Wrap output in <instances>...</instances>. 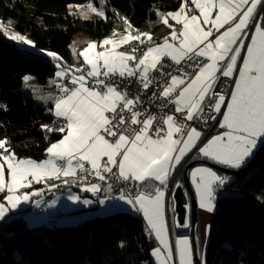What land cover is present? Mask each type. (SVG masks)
<instances>
[{
    "label": "snow or ice",
    "instance_id": "snow-or-ice-1",
    "mask_svg": "<svg viewBox=\"0 0 264 264\" xmlns=\"http://www.w3.org/2000/svg\"><path fill=\"white\" fill-rule=\"evenodd\" d=\"M88 8L106 19L103 10L91 3ZM157 16L171 29L161 42L120 17L125 35L106 38L99 45L89 42L79 51L78 58L83 57L87 67L73 70L60 63L57 53L46 52L57 67L50 83L59 90L47 98L54 104L49 111L63 124L41 127L63 136L50 144L48 158L39 162L18 158L7 138L0 139V193H5L6 202H0V220L10 209L41 195L42 190L23 191L33 181L75 177L78 171L104 181L110 174L135 184L134 195L121 191L117 199L143 214L147 231L159 243L152 252L157 264H174V259L193 264L187 237L176 240L174 252L168 241L164 206L169 178L193 150L214 164L238 170L258 143H264V0H182L175 12ZM0 31L10 40L36 47L3 25ZM117 35L114 31L113 37ZM146 41L148 46L141 51L139 45ZM125 45L130 48L118 50ZM221 77L231 82L228 91L217 90ZM31 79L23 77L26 87ZM133 80L151 92L157 112L142 109L139 94L129 95ZM210 121L223 131L208 135ZM191 179L199 207L213 211L215 192L229 178L210 167H197ZM85 190L95 194L100 186L93 183ZM69 199L75 202L80 197Z\"/></svg>",
    "mask_w": 264,
    "mask_h": 264
},
{
    "label": "trees",
    "instance_id": "trees-1",
    "mask_svg": "<svg viewBox=\"0 0 264 264\" xmlns=\"http://www.w3.org/2000/svg\"><path fill=\"white\" fill-rule=\"evenodd\" d=\"M89 2L0 0V23L9 32L26 34L36 46L20 48L0 31V139L7 138L18 158L42 160L48 144L63 135L46 136L48 131L41 126H49L53 118L23 88L25 75L42 91L54 77L57 69L41 50L57 53L62 65L72 62L75 35L100 40L122 23L120 17L159 43L171 29L159 22L157 12H174L182 0H103L106 19L83 18L78 8ZM236 180V194L225 185L228 195L216 199L203 264H264V152ZM0 264L154 263L142 218L116 212L71 227L42 228H28L22 217L8 215L0 222Z\"/></svg>",
    "mask_w": 264,
    "mask_h": 264
},
{
    "label": "rangeland",
    "instance_id": "rangeland-1",
    "mask_svg": "<svg viewBox=\"0 0 264 264\" xmlns=\"http://www.w3.org/2000/svg\"><path fill=\"white\" fill-rule=\"evenodd\" d=\"M94 2L98 3V5ZM89 3H91L93 5V7H96L98 9H101L104 11L103 0H90ZM78 9H80L81 16L83 18H90V19L101 18V17H98V15H96V13L92 12L88 8V4L85 6H82ZM155 22L156 21L151 22L150 24L152 25ZM0 25H2V24L0 23ZM3 27H4V30H6V27L4 25H3ZM114 31L118 34L115 37H113ZM14 33H16V32H14ZM18 34H20V33H18ZM125 34H126L125 33V26L123 24V21H122V23L115 24V26L113 27V30L110 32V34H108L107 36L103 37L100 40H93V39L87 38L83 34H77L73 37L72 42L70 44V48L72 50L73 58L76 60L83 59V57L78 58V53H79V51H82L85 47H87V44L89 42H95L97 45H99L100 42L106 38L119 39V37H121ZM21 35L25 36L27 39L30 40V38L26 34H21ZM14 42L16 43V45L18 47L23 48V49L32 50V48H33V47L28 46V45H24L20 42H16V41H14ZM123 47L124 46H122L118 50L122 49L121 51H123ZM74 50L76 51L77 55H74ZM100 50H102V49L97 47L96 51H100ZM36 51H38V50H36ZM40 52L43 53L50 61H52L56 67V63L52 60V58L46 55V52H49V51H40ZM73 61H72V64H80L77 61H74V62ZM56 69H57V67H56ZM54 78H55V76L52 77L48 81L49 86H53V84H51L50 81ZM27 83H28L29 87L25 86V82L23 80L24 90L31 93V95L33 96V99L36 101V103L43 106L46 110V113L49 116L52 115V112L49 111V109H52L54 107L53 100L47 99V98L50 96L55 97L57 94L53 93L52 89H49L48 93L45 95L40 94L41 93L40 86L37 84V82L34 79H31ZM39 97H44L45 99H40ZM48 133L49 132H46V136H48ZM53 143H55V142H53ZM50 144L51 143L48 144L47 148L50 146ZM0 151H2V150H0ZM47 158H48V155H47V153H45V156L42 160H45ZM24 159H27V158H24ZM42 160H40V161H42ZM37 162H39V161H37ZM227 177L229 179L227 181L226 186L228 187L229 192H231L232 194H236L237 193V186H238V182H237L236 178L231 177V176H227ZM52 179L54 182H56V179H59V178H54V177L47 178L45 180H42L39 183H36L35 181H33L31 188L24 189L23 191L31 192V191H35V190H42L41 195L30 197L28 202L21 203L15 209H10L9 212L6 214V216L9 215L11 217H16V218L22 217V219L24 220V222L26 223V226L28 228H42L44 225H53V224H48L49 220L60 222V223H58V226H60V227H71V226L76 225L79 221L95 219L96 216H93V217L89 216L90 218L83 216L84 218H81L74 225L70 224V223H68V225L67 224H61V223H64V222L67 223V222L66 221H60L62 219V217L57 219L55 217L54 211L59 210V212L62 213L63 215L67 214V212L69 211V209L67 210V208L77 202V201L74 202L73 200L69 199V196L70 195L77 196L78 194L77 195L72 194V193H74V191L71 188L63 189L62 193L56 192V189L54 187L55 185H54V182L52 181ZM190 185H191V183H190ZM191 187H192V185H191ZM192 191H193L194 198L196 201L197 212L199 213V214L197 213V225H196V229H195L196 248L198 250L199 255L203 256V252H204V249H205L207 241H208L209 227H210V223H211V220L213 217L214 209H213V211L209 212L206 209L200 208L199 207V199L197 197L196 190L193 187H192ZM4 195H5V193H0V202L6 203L5 201H3ZM48 195H51V200H50L49 205L46 208H44L41 212L36 213L35 210H37L39 208V206L41 205L39 203V201L41 202V200H43V198L45 196H48ZM171 196H172V192H171ZM215 197H216V194H215ZM106 199H110V198H104L102 200L106 201ZM216 199L214 201V205H215ZM70 203H72V204H70ZM95 203L97 204V202H95ZM214 208H215V206H214ZM187 210H188V212H187V217H186V221H185V223H187V227L184 226L185 224L183 226H180V225H178V223H176L174 231H172V241L170 243V246L172 247L173 252L175 250L176 240L179 238H182V237H187L191 246H192L191 237L189 235L190 230H191V225H192V219L190 216L189 205L187 206ZM107 215H111V214H103L102 216H97V217H105ZM3 220L4 219H2L1 221H3ZM169 230H170V227H169ZM203 242H206V243L203 244ZM152 252H153V250H151V262L157 264L156 257L152 255ZM201 263H202V261H201ZM174 264H179L178 259H174Z\"/></svg>",
    "mask_w": 264,
    "mask_h": 264
},
{
    "label": "crops",
    "instance_id": "crops-1",
    "mask_svg": "<svg viewBox=\"0 0 264 264\" xmlns=\"http://www.w3.org/2000/svg\"><path fill=\"white\" fill-rule=\"evenodd\" d=\"M175 12V11H174ZM98 17H100V16H98ZM101 18H103V17H101ZM175 22L173 21V24H174ZM122 50V49H121ZM73 60L74 61H77V62H79V63H81V64H84V61H83V59H80V60H76V59H74L73 58ZM72 60V61H73ZM73 61V62H74ZM65 62V61H64ZM65 64L66 65H68V66H70L73 70L76 68V67H74V66H72V62H65ZM75 74H79V73H75ZM53 87V88H52ZM49 89H52V91H53V93H55V94H57L58 95V91H57V87L53 84V86H49V84H48V88H47V90H45V91H42L41 90V88H40V91H41V93L40 94H43V95H45V94H47L48 93V91H49ZM53 119H55L56 117L52 114V115H50ZM220 131H223L222 129H219V131L218 132H220ZM63 136V135H62ZM62 138V137H61ZM263 143H258V145H257V147H256V149H254V153H253V155L249 158V160L247 161V163H246V165L245 166H243L241 169H238V170H243L250 162H251V160L254 158V156H255V154L258 152V150H259V148H260V146L262 145ZM198 160H206V159H203V158H201L199 155H198V153H197V151L196 150H193L192 152H190L189 154H188V156H186L185 157V159L181 162V164L177 167V169L174 171V173L172 174V176L169 178V180L170 179H172L175 175H176V173L180 170V169H182V168H185L188 164H190V163H192V162H195V161H198ZM206 161H208V162H210V163H212V164H214L213 162H211L210 160H206ZM215 165H217V164H215ZM218 166H221V167H224V166H222V165H218ZM197 167H206V166H204V165H193L190 169H189V171H188V176H189V181H190V183H191V185H192V187L195 189V186H194V184L192 183V179H191V171H192V169L193 168H197ZM224 168H227V167H224ZM228 169H231V168H228ZM214 170V169H213ZM232 170H237V169H232ZM214 171H216L219 175H221L220 173H219V171H217V170H214ZM54 178H56V177H54ZM64 178V179H63ZM69 177H65V176H63V175H61L60 177H59V179H56V182H54L53 181V179H52V181L54 182V187H55V189L56 188H58L60 185H63L64 184V182H65V180L66 179H68ZM153 183H155V184H158V182H153ZM169 183V182H168ZM225 185H227V183L225 184ZM191 187V188H192ZM87 187H84V188H82V189H80V190H76V189H72L73 191H74V193H72V194H74V195H77L78 197H80V200L79 201H77L76 203H74L73 205H71V206H69L68 208H67V210L69 209V211L67 212V214H64L63 215V217H62V219L60 220V221H66L67 223H61V224H67L68 225V223H70V224H75L77 221H79L81 218H84L83 216H86V217H89V216H91V217H93V216H102L103 214H113V213H116V212H126V213H130V214H133V215H136V216H138V217H140V218H142V220H143V222H144V229H145V231H146V233H147V235H148V240H149V247H150V250H153L154 248H156V247H159V243H158V241L156 240V237H155V235L154 234H150L149 233V231H147V228H148V226H147V222H146V220H145V218H144V216H143V214L142 213H140V212H137V211H135L130 205H128V204H126L124 201H121V200H119V199H117V197H115V198H110V199H106V201H104V203L103 204H101L100 203V201H97L95 198H94V194L92 193V192H89V191H86L85 189H86ZM54 189V190H55ZM62 193V192H61ZM73 196V195H72ZM170 197V199H171V203H172V207H173V201H172V196H171V190H170V188H169V185H168V189L166 190V194H165V206H164V217H165V222H166V225H167V229H168V241H169V244L171 243V241H172V234L170 233V230H169V225H168V218H167V213H166V203H167V199ZM83 200H89V201H91V203L90 204H88V205H85L84 203H82V201ZM95 202H97V204L95 203ZM39 203L41 204L42 203V200H41V202L39 201ZM73 203V202H72ZM72 203H70V204H72ZM41 206V205H40ZM40 206H39V208L37 209V210H35V212L36 211H38L39 209H40ZM43 210V209H42ZM41 210V211H42ZM173 210H174V208H173ZM189 210H190V208H189ZM56 212H59V210H55L54 211V213H56ZM198 213V212H197ZM199 214V213H198ZM95 217V218H96ZM90 218V217H89ZM1 221V220H0ZM58 223H60V222H58V221H52V220H49L48 221V224H53L54 226H58ZM60 227V226H59ZM174 228H175V226H174ZM206 242H203V244H205ZM207 245V244H206ZM205 249H206V247H205ZM205 249H204V252H205ZM204 252H203V254H204ZM155 264V263H154Z\"/></svg>",
    "mask_w": 264,
    "mask_h": 264
},
{
    "label": "built area",
    "instance_id": "built-area-1",
    "mask_svg": "<svg viewBox=\"0 0 264 264\" xmlns=\"http://www.w3.org/2000/svg\"><path fill=\"white\" fill-rule=\"evenodd\" d=\"M154 41V40H153ZM133 44H136L137 42L133 41ZM148 46V42H145V45H139L141 51L146 50V47ZM130 48L129 45H125L123 47V50H128ZM168 63H171L168 61ZM84 67H87L84 65ZM117 81L119 82V78H117ZM231 86V82L228 80V78L221 77L220 81L217 82V90L223 89L224 91H228ZM121 87H123V83L121 84ZM130 96H135L137 94L140 95L141 101H142V109L147 108L152 112H157L158 109L155 106V103L151 101V92H145L141 88L139 84H137L134 80L131 84L128 85L127 88ZM155 90V89H153ZM158 103V102H157ZM219 119V118H218ZM63 124L62 119L56 120V128L60 127ZM211 127L207 128L206 131L208 132V135L216 134L219 131L218 125L215 124V122H209ZM57 133V132H54ZM106 180L101 181L99 180L94 174H86L77 172V175L75 177H69L64 182L63 185H60L58 188H56V192L61 193L63 189L65 188H72L76 190H80L84 187H88L91 184L95 183L100 186V191L96 192L94 194V198L97 201H101L104 198H115L118 197L121 193V191H124L126 195L131 194L134 195L136 192V186L132 182H123L118 181L117 179L110 176V174H105ZM111 184V190H108V185ZM215 194H227V189L224 187H219ZM51 200V195L45 196L42 200L40 209L36 211V213L41 212L42 209L46 208ZM166 213L168 218V225L170 227V233L172 234V231H174V226L177 223L176 214L173 210L172 203L170 197L167 199L166 203ZM55 217L61 218L63 217V214L60 212L55 213Z\"/></svg>",
    "mask_w": 264,
    "mask_h": 264
},
{
    "label": "water",
    "instance_id": "water-1",
    "mask_svg": "<svg viewBox=\"0 0 264 264\" xmlns=\"http://www.w3.org/2000/svg\"><path fill=\"white\" fill-rule=\"evenodd\" d=\"M264 152V143L260 146L258 152L255 154L254 158L251 162L243 169V170H232L228 168H224L215 164H212L206 160H198L188 164L183 170V184H179V187H175L172 191V201L173 208L176 214L177 223L180 226H183L187 217V206L190 208V216L192 219V225L190 230V237L192 242V250H193V264H202L201 263V255H199L198 250L196 248L195 242V229L197 225V207L196 201L194 198V194L189 182L188 171L193 165H204L210 167L214 170H217L223 173L226 176H231L235 178H240L243 174L247 173L250 169H252L259 157ZM225 186V185H224Z\"/></svg>",
    "mask_w": 264,
    "mask_h": 264
},
{
    "label": "bare ground",
    "instance_id": "bare-ground-1",
    "mask_svg": "<svg viewBox=\"0 0 264 264\" xmlns=\"http://www.w3.org/2000/svg\"><path fill=\"white\" fill-rule=\"evenodd\" d=\"M136 30H138L139 32H143L142 29H136ZM82 65L84 66V64H81V63L80 64H72V66H74V67H80ZM57 91H58V94H59L58 88H57ZM56 120H57V118L53 119V121L51 122V124L49 125V127L56 128ZM183 170H184V168L180 169L176 173V175L172 179L169 180L168 185H169V188H170L171 192L174 190V188L176 187L177 183L183 184ZM180 172L182 173V181H179V178H180V175L179 174H180ZM227 195H228V192H227V194H217L216 195V198L219 199V198H222V197H226Z\"/></svg>",
    "mask_w": 264,
    "mask_h": 264
}]
</instances>
